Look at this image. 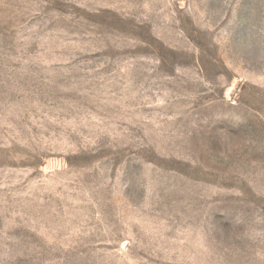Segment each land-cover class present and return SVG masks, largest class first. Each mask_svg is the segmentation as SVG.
<instances>
[{"label": "rangeland", "instance_id": "1", "mask_svg": "<svg viewBox=\"0 0 264 264\" xmlns=\"http://www.w3.org/2000/svg\"><path fill=\"white\" fill-rule=\"evenodd\" d=\"M0 264H264V0H0Z\"/></svg>", "mask_w": 264, "mask_h": 264}]
</instances>
